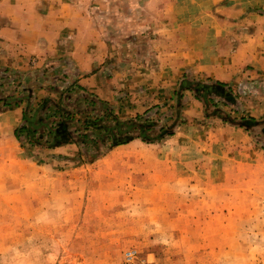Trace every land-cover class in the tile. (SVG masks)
<instances>
[{"label":"rangeland","instance_id":"1","mask_svg":"<svg viewBox=\"0 0 264 264\" xmlns=\"http://www.w3.org/2000/svg\"><path fill=\"white\" fill-rule=\"evenodd\" d=\"M184 81L227 86L200 100ZM57 109L74 143L15 137L24 110ZM15 111L0 264H264V3L0 0Z\"/></svg>","mask_w":264,"mask_h":264},{"label":"trees","instance_id":"2","mask_svg":"<svg viewBox=\"0 0 264 264\" xmlns=\"http://www.w3.org/2000/svg\"><path fill=\"white\" fill-rule=\"evenodd\" d=\"M183 85L186 89L193 90L196 94V98L200 100L206 97V95L208 96V94L217 93L218 90H222L223 87L227 86L226 83L220 81H211V82L184 81ZM18 104L19 103H16L15 106H18ZM42 107L43 104H39L38 109ZM69 115L70 113L65 112L63 109H57L54 111L52 115L38 117L37 113H32L27 110H24L23 112L24 125H22L21 127L17 128L14 131L15 137L19 139L21 134H26L30 143L32 144L44 143L48 147H57L63 144L74 143V140L72 138V133L69 129V123H70ZM250 120L254 121L255 119L251 118ZM40 128H42V132L39 131ZM85 129L86 130L90 129V123L87 122L85 124ZM115 129H119V126H117ZM169 134L172 133L170 132ZM120 135L121 133H117L118 137H120ZM82 137L86 139L87 136L83 134ZM134 138H137V136H132L129 138L113 139L111 143V147H116L119 145L126 144Z\"/></svg>","mask_w":264,"mask_h":264},{"label":"crops","instance_id":"3","mask_svg":"<svg viewBox=\"0 0 264 264\" xmlns=\"http://www.w3.org/2000/svg\"><path fill=\"white\" fill-rule=\"evenodd\" d=\"M212 1H216V0H212ZM243 1H250V2H260V3H264V0H243ZM174 40L171 39V43ZM182 42V41H181ZM173 48V46L171 47ZM90 59H92L91 62L94 61L93 56H90ZM98 77V73H95L94 75H90L89 77H87L85 80H81V83H84V85H91L93 83V81ZM84 81V82H83ZM18 112H4L0 115V130H7V129H11L12 127V123H13V115H17ZM13 116V117H12ZM6 145V143L4 144V146Z\"/></svg>","mask_w":264,"mask_h":264}]
</instances>
